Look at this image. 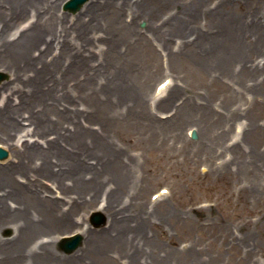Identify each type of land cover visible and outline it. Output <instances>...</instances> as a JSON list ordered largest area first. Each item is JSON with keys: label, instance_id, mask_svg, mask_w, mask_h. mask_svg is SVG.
<instances>
[{"label": "bare ground", "instance_id": "bare-ground-1", "mask_svg": "<svg viewBox=\"0 0 264 264\" xmlns=\"http://www.w3.org/2000/svg\"><path fill=\"white\" fill-rule=\"evenodd\" d=\"M57 1L0 0V68L10 73L0 85V144L12 153L0 162V232L13 230L0 234V264H209L190 247L163 250L146 230L163 215L164 194L147 204L132 190L139 154L130 140L179 164L204 159L236 179L237 198H264L255 145L264 0H88L71 21ZM160 52L170 81L153 90L138 78L156 76ZM119 59L136 63V82L113 69ZM184 121L195 124L186 135ZM95 206L107 215L97 230L85 226ZM79 225L82 246L59 254L60 231ZM217 233L229 241L226 229Z\"/></svg>", "mask_w": 264, "mask_h": 264}, {"label": "rangeland", "instance_id": "rangeland-1", "mask_svg": "<svg viewBox=\"0 0 264 264\" xmlns=\"http://www.w3.org/2000/svg\"><path fill=\"white\" fill-rule=\"evenodd\" d=\"M61 1H57L59 14H65L69 20L78 14L80 9L76 12L64 9L65 0L59 6ZM126 18H130V16ZM137 25L145 29L148 26V21L142 18L137 22ZM161 55L160 52L156 57L159 65L156 76L150 77L147 71H141L138 78L143 77L144 82H147L145 84L152 85L153 90L159 82L168 77V71L165 73L161 68ZM124 60H116L113 69L117 72L120 70L121 74L131 76L130 81L136 82L134 81L138 76L136 63L132 59ZM163 65L166 69L168 63L165 61ZM0 73L3 74L0 85L10 80L8 71L0 68ZM161 111L165 112L163 113L165 115L171 113L168 112L169 107L161 109L159 113ZM257 115L260 117V121L264 122V107L262 105L258 106ZM181 126L183 134L186 135V128L195 126V124L193 122L186 124L184 121ZM131 131L130 127L122 128V132L126 135L131 136ZM133 135L130 140V148L132 152L139 155L136 157L138 166L132 172L130 183L132 190L139 197L142 196L145 203L148 204L156 201L157 198H154L153 194L165 189L164 197L158 202V205L156 204L157 211L162 212L163 215L153 216L150 223L145 226L150 235L152 234L155 244H161L163 250L165 248L176 250V253L189 247L196 249L200 258L209 264H264V198L256 201L239 199L236 192V179L228 178L226 175L222 178L221 172L208 171V167L205 166L206 160L201 159L195 162L186 160L179 164L176 162L177 158L170 157L156 145L140 142L138 137ZM255 145L256 150L264 157V132L257 135ZM0 146L7 152L5 157L0 158V162L6 164L12 158V153L7 146L2 144ZM137 181L139 184H135ZM55 194L58 195L57 192ZM95 216H98L97 221L94 220ZM106 219L105 212L98 208L91 209L86 215L85 226L90 225L91 229L97 230L105 226ZM221 228L226 229L229 241L222 242V239H219L217 231ZM79 230L80 225L61 230L60 232L64 233L60 234V238L54 244V249L65 256L73 254L82 245L67 252L60 248V239L65 235L80 232ZM250 231L252 235H250ZM12 233L13 230L9 226L4 227L0 232L4 237L11 236ZM233 236L238 238L234 246L230 244V241L234 242ZM161 247L160 249H162Z\"/></svg>", "mask_w": 264, "mask_h": 264}, {"label": "water", "instance_id": "water-1", "mask_svg": "<svg viewBox=\"0 0 264 264\" xmlns=\"http://www.w3.org/2000/svg\"><path fill=\"white\" fill-rule=\"evenodd\" d=\"M86 0H67L64 4V7L67 9H70L72 11L77 10L78 8L81 7V5L85 2ZM3 74L0 73V80L2 79ZM7 155V152L0 147V157H4ZM81 243V236L80 235H75L72 237H68L67 239H64L61 243L60 246L63 248L65 251L70 252L74 250L79 244Z\"/></svg>", "mask_w": 264, "mask_h": 264}]
</instances>
